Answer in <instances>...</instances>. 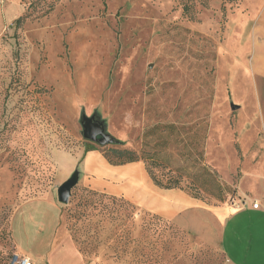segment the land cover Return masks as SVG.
<instances>
[{"label": "rangeland", "instance_id": "rangeland-1", "mask_svg": "<svg viewBox=\"0 0 264 264\" xmlns=\"http://www.w3.org/2000/svg\"><path fill=\"white\" fill-rule=\"evenodd\" d=\"M51 1L0 0V264L23 256L13 240L32 264H227L215 242L113 192L116 175L90 194L84 148L108 164L110 148L153 156L210 208L264 205V31L249 12L264 0H189L186 13L183 0ZM83 110L120 144L83 139Z\"/></svg>", "mask_w": 264, "mask_h": 264}, {"label": "crops", "instance_id": "crops-1", "mask_svg": "<svg viewBox=\"0 0 264 264\" xmlns=\"http://www.w3.org/2000/svg\"><path fill=\"white\" fill-rule=\"evenodd\" d=\"M249 12L252 17L255 16L256 20H259L261 29L264 31V1L252 7ZM97 157L100 159L95 161ZM86 161L84 167L91 170L93 176L88 182L91 188L97 191H107L108 185L103 179L108 174H114L118 177L119 184L115 190H112L113 192L122 194L131 199L134 204L150 212L174 221L182 228L196 232L201 239L208 240L210 243L215 242L214 244H218L224 253L227 264H264V205L258 203L259 205L254 208L252 203L243 201L237 208H229V206L210 208L180 190L155 186L148 181L139 163L111 165L94 150L87 151ZM41 199L43 198L30 199L20 205ZM46 199L48 200L49 197ZM50 200V203L57 209L55 230L59 228L58 231L62 234L64 231L62 232L60 228L59 207L55 200ZM244 215L249 218L245 221L247 224L241 219ZM13 243L18 252L38 263L36 259L38 256L32 249L26 248L20 241L13 240ZM64 245L68 249L71 248L66 236ZM73 257L77 264L81 263L82 259L79 255L73 253ZM86 264L96 263L93 261Z\"/></svg>", "mask_w": 264, "mask_h": 264}, {"label": "trees", "instance_id": "trees-1", "mask_svg": "<svg viewBox=\"0 0 264 264\" xmlns=\"http://www.w3.org/2000/svg\"><path fill=\"white\" fill-rule=\"evenodd\" d=\"M185 1L182 4V9H183V13L188 12V9L190 7L189 0H183ZM202 3L205 2V0H200ZM223 4L221 6L222 10L224 9V3L225 2H233L235 3L237 0H222ZM37 3L40 4H47L48 6L51 7L53 1L51 0H37ZM30 7V6H29ZM28 7V8H29ZM27 8V9H28ZM31 15L30 12H25L22 15L18 16L15 20H14V25L15 26H19L21 25L29 16ZM43 15V14H41ZM39 88H36V91H38ZM116 143L120 142L117 140ZM89 150H93L92 147H85L84 148V152H87ZM105 157L107 159V161L110 164L113 165H119V164H125V163H130V162H135L138 160H142L145 163L146 166V172L148 173L150 179L152 180L153 184L159 188H163V189H172V188H178L180 187V175L179 174H173L170 172V169L166 170L167 165L165 164H160L157 158L147 155V154H138L135 151L131 150V149H127V148H110L109 150H107L105 152ZM158 169L161 170V172L159 174H156V172H158ZM90 194L92 195H99V196H103L104 194L98 193L97 190H89L88 191ZM196 195V193H195ZM96 263V262H95ZM143 264H148L147 263V259L142 261Z\"/></svg>", "mask_w": 264, "mask_h": 264}, {"label": "water", "instance_id": "water-1", "mask_svg": "<svg viewBox=\"0 0 264 264\" xmlns=\"http://www.w3.org/2000/svg\"><path fill=\"white\" fill-rule=\"evenodd\" d=\"M79 124L81 126L80 134L85 140L99 145L115 144L117 142V139L107 132L105 121L96 111L89 116L85 114L84 110L81 111ZM78 175V170L75 168L72 174L57 186L56 198L59 203L66 204L68 202L71 189L78 181Z\"/></svg>", "mask_w": 264, "mask_h": 264}, {"label": "built area", "instance_id": "built-area-1", "mask_svg": "<svg viewBox=\"0 0 264 264\" xmlns=\"http://www.w3.org/2000/svg\"><path fill=\"white\" fill-rule=\"evenodd\" d=\"M259 204L257 202L252 203V207L256 208ZM14 259L17 264H32L31 260L27 256H19L14 254Z\"/></svg>", "mask_w": 264, "mask_h": 264}]
</instances>
